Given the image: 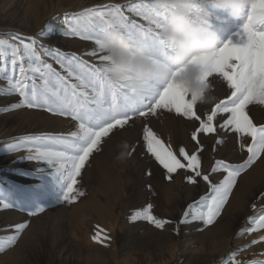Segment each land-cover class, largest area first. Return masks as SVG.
Instances as JSON below:
<instances>
[{
    "label": "rangeland",
    "instance_id": "obj_1",
    "mask_svg": "<svg viewBox=\"0 0 264 264\" xmlns=\"http://www.w3.org/2000/svg\"><path fill=\"white\" fill-rule=\"evenodd\" d=\"M132 0H0V38L10 39L18 33L27 42L34 37L38 44L57 47L75 54L90 64L99 61L85 55L93 48L90 41L62 35L66 14L102 5H127ZM125 14L129 13L127 10ZM224 16L225 14L220 13ZM70 18V16H69ZM138 19L137 17H133ZM145 23V21H139ZM244 22L227 18L228 27H218L219 39H227ZM52 25L47 37L40 33ZM44 59L62 75L65 73L51 57ZM4 58L0 57V67ZM74 82V81H73ZM217 102L229 91L220 80L213 82ZM6 81L0 79V199L15 208H0V264H251L264 261V229L243 231L252 227L248 218L264 210V158L257 160L237 178V183L222 212L214 222L205 225L192 219L184 220L190 204L209 195L207 184L200 178L189 183L184 170L167 179L166 170L148 153L142 129L147 124L173 151L185 147L196 151L198 145L191 133L198 122L164 111L157 117H136L123 129H116L101 139L98 150L90 155L76 187L84 193L73 203L59 202L60 192L44 163L30 160L24 150L6 147L15 137L24 135H67L77 130L71 116L54 115L42 109L9 106L18 103V94H6ZM202 113L213 104H198ZM250 118L264 123V106L250 105ZM226 114H219L215 123H222ZM203 150L202 173L210 174L213 182L225 173H212L217 159L240 164L247 158L239 148V138L218 129L217 133L199 135ZM217 139L224 143L216 145ZM123 141L129 144L130 156L118 161ZM215 146L216 150H213ZM152 205V214L170 221L159 229L143 218V211ZM255 205V207H253ZM38 206L43 212L30 215ZM25 224L16 232L15 226ZM107 237L102 242L93 237ZM256 241V243H253Z\"/></svg>",
    "mask_w": 264,
    "mask_h": 264
},
{
    "label": "snow or ice",
    "instance_id": "obj_2",
    "mask_svg": "<svg viewBox=\"0 0 264 264\" xmlns=\"http://www.w3.org/2000/svg\"><path fill=\"white\" fill-rule=\"evenodd\" d=\"M170 14L169 10L161 7L159 0H132L127 5L93 6L79 13L66 14L61 34L92 42L93 48L85 55L97 58L98 64H90L57 47L38 44L34 37H28L27 42L18 33H9L10 39L0 38V57L4 58L0 79L7 84L3 91L20 97L18 103L9 107L42 109L54 115L71 116L77 122V130L67 135H24L13 138L14 143L5 144L9 148L24 150L28 159L48 166L60 192V203L70 204L84 195L76 187L77 177L90 155L99 149L103 137H108L116 129L125 128L136 117L147 121L167 111L198 122L191 133V140L198 145L193 152L182 146L173 151L147 124L142 129L147 151L166 170L167 179H172V174L178 170H184L194 174L185 176L189 183L195 184L200 178L207 184L209 195L190 204L191 213L186 211L181 223L187 222L191 214L194 220L203 221L205 225L212 224L228 202L237 178L257 160L264 158V123L257 125L249 115L250 105L264 106V0H251L239 30L232 31L227 39H219L214 51L193 58L203 67V78L212 83L220 80L229 91L224 99L213 103L210 111L203 115L199 114L198 104L187 91L162 80L159 71L151 78L138 82H133L130 77L112 80L105 75V65L110 56L104 41L112 31L125 33L133 44L139 40L148 54L162 66L165 57L172 51L161 36ZM211 23L216 30L228 27L227 18L219 14L214 15ZM53 31V26L47 25L40 35L47 37ZM44 57H51L65 74L58 72ZM219 114H226V118L217 124ZM218 129L238 137L239 148L246 150L247 158L240 164L217 159L211 172H223L225 175L222 180L213 182L210 174L200 170L201 157L197 153L203 150V145L198 137L217 133ZM223 143V139L216 140V145ZM213 150H216L215 146ZM0 208L15 207L0 199ZM45 208L38 206L21 210L35 215ZM142 215L159 229L170 223L153 215L151 204ZM248 222L252 227L243 231L264 229V210L249 217ZM24 227L25 224L16 225V232ZM15 238L8 237L5 242H0V246ZM93 239L102 242L107 237L97 233ZM261 239L264 240V237ZM251 264H264V261Z\"/></svg>",
    "mask_w": 264,
    "mask_h": 264
},
{
    "label": "clouds",
    "instance_id": "obj_3",
    "mask_svg": "<svg viewBox=\"0 0 264 264\" xmlns=\"http://www.w3.org/2000/svg\"><path fill=\"white\" fill-rule=\"evenodd\" d=\"M163 9L170 11L161 36L172 51L161 66L148 54L143 44L129 41L127 35L112 31L105 37V49L110 61L105 65L107 78H131L133 82L151 78L158 71L165 82H172L187 91L196 104L211 105L217 101L214 84L204 76V69L194 57L210 53L217 47L219 33L211 21L216 14L240 20L251 0H159ZM118 161L130 156L129 144L123 141Z\"/></svg>",
    "mask_w": 264,
    "mask_h": 264
},
{
    "label": "bare ground",
    "instance_id": "obj_4",
    "mask_svg": "<svg viewBox=\"0 0 264 264\" xmlns=\"http://www.w3.org/2000/svg\"><path fill=\"white\" fill-rule=\"evenodd\" d=\"M216 102H217V101H216ZM198 108H199V113H202V112H201V110H202V109H201L202 106L200 105V106H198Z\"/></svg>",
    "mask_w": 264,
    "mask_h": 264
}]
</instances>
